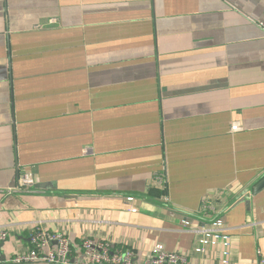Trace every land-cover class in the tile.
<instances>
[{"label":"crops","instance_id":"0c3cea01","mask_svg":"<svg viewBox=\"0 0 264 264\" xmlns=\"http://www.w3.org/2000/svg\"><path fill=\"white\" fill-rule=\"evenodd\" d=\"M260 21L264 0H0L1 264L36 226L66 234L78 260L91 239L137 263L162 244L217 264L192 226L218 218L232 264H258Z\"/></svg>","mask_w":264,"mask_h":264},{"label":"built area","instance_id":"2783aa9c","mask_svg":"<svg viewBox=\"0 0 264 264\" xmlns=\"http://www.w3.org/2000/svg\"><path fill=\"white\" fill-rule=\"evenodd\" d=\"M259 26L264 30V21H260ZM19 184L23 189L35 185L29 170L21 174ZM203 209L211 210L212 207L204 202ZM192 230L198 237L194 251L204 258L203 262L215 261L213 258L217 253V264H232L231 238L222 219L218 218L201 226H192ZM9 236V230L0 226V264L2 246ZM29 239L30 250L18 251L12 259L13 264H188L189 262L188 255L168 251L164 245L158 244L147 258L137 263L136 254L132 249H120L108 242L91 239L83 240L79 250L82 259L78 260L74 257L76 252L66 234L49 232L41 226H36L31 231ZM258 255V264H264L261 252H258Z\"/></svg>","mask_w":264,"mask_h":264},{"label":"water","instance_id":"95a60500","mask_svg":"<svg viewBox=\"0 0 264 264\" xmlns=\"http://www.w3.org/2000/svg\"><path fill=\"white\" fill-rule=\"evenodd\" d=\"M46 186L43 184L40 185H36L35 188L39 189V188H45ZM264 189V177L260 180V182L254 187L253 192L254 193H259Z\"/></svg>","mask_w":264,"mask_h":264},{"label":"trees","instance_id":"16d2710c","mask_svg":"<svg viewBox=\"0 0 264 264\" xmlns=\"http://www.w3.org/2000/svg\"><path fill=\"white\" fill-rule=\"evenodd\" d=\"M155 193H157V195H159V193H160V195H162V192L160 191H158V192H154V189L151 191V195H155Z\"/></svg>","mask_w":264,"mask_h":264}]
</instances>
